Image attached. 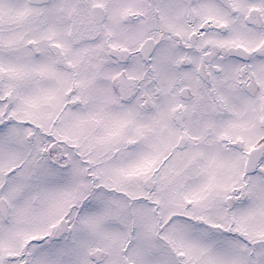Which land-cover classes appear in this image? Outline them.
<instances>
[{
	"label": "snow or ice",
	"instance_id": "6c2138e0",
	"mask_svg": "<svg viewBox=\"0 0 264 264\" xmlns=\"http://www.w3.org/2000/svg\"><path fill=\"white\" fill-rule=\"evenodd\" d=\"M0 264H264V0H0Z\"/></svg>",
	"mask_w": 264,
	"mask_h": 264
}]
</instances>
